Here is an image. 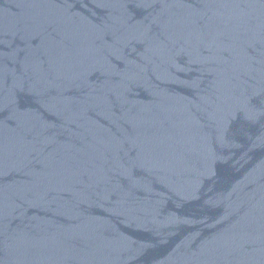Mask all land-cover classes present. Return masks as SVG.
Returning <instances> with one entry per match:
<instances>
[{
    "label": "water",
    "instance_id": "water-1",
    "mask_svg": "<svg viewBox=\"0 0 264 264\" xmlns=\"http://www.w3.org/2000/svg\"><path fill=\"white\" fill-rule=\"evenodd\" d=\"M0 264H264V0H0Z\"/></svg>",
    "mask_w": 264,
    "mask_h": 264
}]
</instances>
